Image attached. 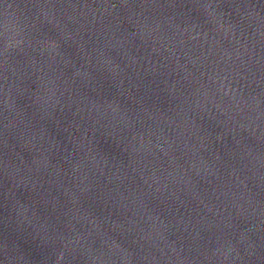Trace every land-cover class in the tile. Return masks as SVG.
<instances>
[{
  "label": "water",
  "instance_id": "water-1",
  "mask_svg": "<svg viewBox=\"0 0 264 264\" xmlns=\"http://www.w3.org/2000/svg\"><path fill=\"white\" fill-rule=\"evenodd\" d=\"M0 264H264V0H0Z\"/></svg>",
  "mask_w": 264,
  "mask_h": 264
}]
</instances>
